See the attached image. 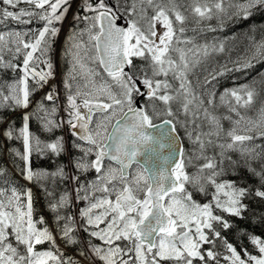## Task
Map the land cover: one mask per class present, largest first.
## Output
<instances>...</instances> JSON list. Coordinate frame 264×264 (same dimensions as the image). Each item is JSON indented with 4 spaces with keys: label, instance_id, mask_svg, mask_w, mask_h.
Instances as JSON below:
<instances>
[{
    "label": "snow or ice",
    "instance_id": "obj_1",
    "mask_svg": "<svg viewBox=\"0 0 264 264\" xmlns=\"http://www.w3.org/2000/svg\"><path fill=\"white\" fill-rule=\"evenodd\" d=\"M71 7L0 0V264H264V238L231 219L264 203V76L217 104L207 86L233 69L196 75L225 51L196 35L264 0H80L57 81ZM257 59L264 38L236 70ZM241 168L258 187L225 179Z\"/></svg>",
    "mask_w": 264,
    "mask_h": 264
},
{
    "label": "trees",
    "instance_id": "obj_2",
    "mask_svg": "<svg viewBox=\"0 0 264 264\" xmlns=\"http://www.w3.org/2000/svg\"><path fill=\"white\" fill-rule=\"evenodd\" d=\"M210 23L213 26H216L217 30L215 32L205 31L203 34L196 35V42L200 44H219L222 42L224 44L225 51L224 53H214L209 58H207L201 67L197 69L196 75L202 81L208 72L212 71L213 69L219 71L225 64L229 69H233L232 71H227L224 76L218 77L217 80L213 81L211 85L207 86L208 88H214L217 97L216 103L219 104V96L225 91V89L237 88L240 85L250 83L253 80L259 81V79L264 76V60L257 59L253 61V67L236 70L239 67V63H243L245 57L251 56L253 42H259L262 38H264V9H254L253 14L247 19H225L222 27L218 26L217 21L215 20L211 21ZM73 24L74 21L72 19L70 21V28H72ZM188 35L193 36L194 34L189 32ZM53 45H55V43ZM67 67V62L61 54V71L67 70ZM197 90L200 91V89ZM217 111L218 114H228L223 106L218 108ZM241 112H244V110L241 109ZM7 115L11 119H15L17 126H19L20 119L18 113H9ZM224 124L227 128L228 122L224 121ZM32 129L43 138V134L40 133L39 128L35 124L32 125ZM16 146L19 145L17 144ZM33 166L48 168L53 167L49 161L37 159L35 156L33 157ZM225 179L234 180L243 186H249L252 188L259 186L258 180L252 177L243 168L239 170L238 175H229L225 177ZM36 191V195L39 197V191ZM245 203L249 206V211L246 214L247 218L240 220L233 217L231 219L240 230L251 232L254 235L264 238V223H261L260 221L261 215L264 214V203L259 202L258 199H247L245 200ZM36 207L39 211H44L42 199L37 201ZM44 214L47 216V213ZM229 239L234 243L235 246H237L238 251L246 248L252 254H257L248 240L241 239L239 232H237L235 235L230 234Z\"/></svg>",
    "mask_w": 264,
    "mask_h": 264
},
{
    "label": "rangeland",
    "instance_id": "obj_3",
    "mask_svg": "<svg viewBox=\"0 0 264 264\" xmlns=\"http://www.w3.org/2000/svg\"><path fill=\"white\" fill-rule=\"evenodd\" d=\"M79 4H80V0H72V7L69 9V12H68L64 22L60 25H57L58 27L61 28V31H60L59 35L57 36V38L54 42L55 43V45H53L54 52L52 53L53 62L56 65L57 81H59V75L61 72L60 55L62 54V50H63L64 44H65L66 37L71 30L70 21L73 19V15L76 13ZM12 26L16 27V25H12ZM39 26H40L39 24H33V25H29L28 27H39ZM61 115H63V113H61ZM36 194H37V191H36ZM80 206H83V205H80Z\"/></svg>",
    "mask_w": 264,
    "mask_h": 264
},
{
    "label": "flooded vegetation",
    "instance_id": "obj_4",
    "mask_svg": "<svg viewBox=\"0 0 264 264\" xmlns=\"http://www.w3.org/2000/svg\"><path fill=\"white\" fill-rule=\"evenodd\" d=\"M83 235V234H81ZM95 243H99V241H94ZM41 247H47L46 245L45 246H41ZM61 247H63V245H61ZM65 252H66V255H72V256H76L77 253L74 252L72 249H65Z\"/></svg>",
    "mask_w": 264,
    "mask_h": 264
}]
</instances>
